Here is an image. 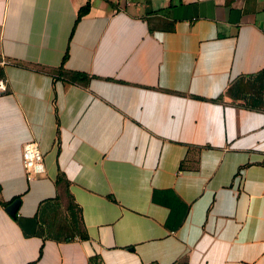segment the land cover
I'll return each mask as SVG.
<instances>
[{
    "label": "crops",
    "instance_id": "0c3cea01",
    "mask_svg": "<svg viewBox=\"0 0 264 264\" xmlns=\"http://www.w3.org/2000/svg\"><path fill=\"white\" fill-rule=\"evenodd\" d=\"M85 2L0 0V264H264V0Z\"/></svg>",
    "mask_w": 264,
    "mask_h": 264
},
{
    "label": "built area",
    "instance_id": "2783aa9c",
    "mask_svg": "<svg viewBox=\"0 0 264 264\" xmlns=\"http://www.w3.org/2000/svg\"><path fill=\"white\" fill-rule=\"evenodd\" d=\"M4 88V82L0 80V92L4 91ZM21 165L27 180L43 172L42 155L36 142L29 141L22 145Z\"/></svg>",
    "mask_w": 264,
    "mask_h": 264
},
{
    "label": "water",
    "instance_id": "95a60500",
    "mask_svg": "<svg viewBox=\"0 0 264 264\" xmlns=\"http://www.w3.org/2000/svg\"><path fill=\"white\" fill-rule=\"evenodd\" d=\"M19 199L16 198L14 199L13 201H11L6 207H5V211L6 213L11 217V218H14L15 215H16V212H17V209H18V206H19Z\"/></svg>",
    "mask_w": 264,
    "mask_h": 264
},
{
    "label": "trees",
    "instance_id": "16d2710c",
    "mask_svg": "<svg viewBox=\"0 0 264 264\" xmlns=\"http://www.w3.org/2000/svg\"><path fill=\"white\" fill-rule=\"evenodd\" d=\"M88 8H89V3H88V0H86L84 6L79 10V12L77 14V19L80 18L81 15L86 14L87 11H88ZM65 57H66V55H64V57L62 58V60H64ZM60 69H61V66H60ZM62 182H63L62 176L60 174H58L57 177H56V185L57 184H60ZM84 238H86V236H84Z\"/></svg>",
    "mask_w": 264,
    "mask_h": 264
},
{
    "label": "rangeland",
    "instance_id": "374dc122",
    "mask_svg": "<svg viewBox=\"0 0 264 264\" xmlns=\"http://www.w3.org/2000/svg\"><path fill=\"white\" fill-rule=\"evenodd\" d=\"M0 75H1V73H0ZM0 80H2V79L0 78Z\"/></svg>",
    "mask_w": 264,
    "mask_h": 264
}]
</instances>
